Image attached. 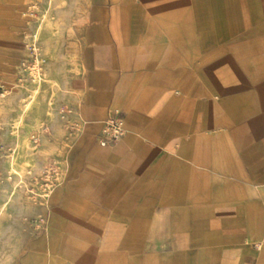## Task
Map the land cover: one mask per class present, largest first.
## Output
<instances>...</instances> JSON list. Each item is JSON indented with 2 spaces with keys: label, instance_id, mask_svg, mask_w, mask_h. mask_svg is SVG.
<instances>
[{
  "label": "crops",
  "instance_id": "obj_1",
  "mask_svg": "<svg viewBox=\"0 0 264 264\" xmlns=\"http://www.w3.org/2000/svg\"><path fill=\"white\" fill-rule=\"evenodd\" d=\"M31 36L60 92L39 177L0 178V264H264V0H0V90Z\"/></svg>",
  "mask_w": 264,
  "mask_h": 264
},
{
  "label": "rangeland",
  "instance_id": "obj_2",
  "mask_svg": "<svg viewBox=\"0 0 264 264\" xmlns=\"http://www.w3.org/2000/svg\"><path fill=\"white\" fill-rule=\"evenodd\" d=\"M29 38V37H28ZM24 42L28 50L17 67V78L15 85L9 89L0 90V96L3 98L12 96L14 98L13 118L10 122L1 124L3 134L9 135V144H0V160L10 162V169L5 173H1L0 178L15 182L16 189L25 186L28 178H38L32 169L31 156L28 153L31 149H35L39 144V133H29L30 124L38 125V121L31 123L29 120L37 119L40 112L45 111L47 115L54 114V102L58 97V92L53 88L52 82L54 74L48 73V64L40 55V43L33 40ZM28 102V107L25 103ZM38 130L40 128L38 127ZM46 126L41 127V131H45ZM47 165L45 175L44 170L40 177L46 180L47 190L54 179V169H49ZM6 209L7 206L4 205Z\"/></svg>",
  "mask_w": 264,
  "mask_h": 264
},
{
  "label": "built area",
  "instance_id": "obj_3",
  "mask_svg": "<svg viewBox=\"0 0 264 264\" xmlns=\"http://www.w3.org/2000/svg\"><path fill=\"white\" fill-rule=\"evenodd\" d=\"M125 133L124 121L119 115H112L108 117L101 128V134L105 139L116 141L120 139ZM104 139L100 140V144H105Z\"/></svg>",
  "mask_w": 264,
  "mask_h": 264
},
{
  "label": "bare ground",
  "instance_id": "obj_4",
  "mask_svg": "<svg viewBox=\"0 0 264 264\" xmlns=\"http://www.w3.org/2000/svg\"><path fill=\"white\" fill-rule=\"evenodd\" d=\"M25 107H28V102L25 103Z\"/></svg>",
  "mask_w": 264,
  "mask_h": 264
}]
</instances>
